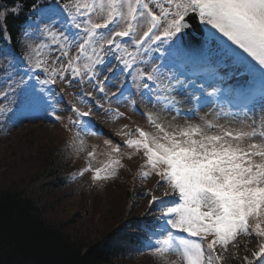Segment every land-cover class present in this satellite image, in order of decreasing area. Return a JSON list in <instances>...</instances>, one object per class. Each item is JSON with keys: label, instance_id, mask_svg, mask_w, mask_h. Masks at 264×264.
I'll list each match as a JSON object with an SVG mask.
<instances>
[{"label": "snow or ice", "instance_id": "1", "mask_svg": "<svg viewBox=\"0 0 264 264\" xmlns=\"http://www.w3.org/2000/svg\"><path fill=\"white\" fill-rule=\"evenodd\" d=\"M21 15L24 21L14 37L8 18ZM81 17L86 19L81 22ZM70 28L83 35L70 37ZM36 33L50 38L59 55H51L47 43H30ZM0 42V64L7 62L5 70L17 63L15 46L21 48L20 59L26 65L18 79L8 75L0 83V96L5 100L11 96L9 109L0 113L9 111L15 117L12 123L21 126L32 116L60 119L51 89L58 81H67L70 87L73 82L77 87L91 84L106 97L97 66L106 63L104 56L109 53L124 69L149 63L143 55L151 52L167 55L170 63L162 60L150 71L137 68L134 77L140 80L138 87L154 95L153 108H160L142 114L154 131L137 126L134 131L117 132L132 150L129 159L143 154L142 168L148 170L139 173L140 179L154 174L159 178L157 187H165L163 197L174 194L173 199L146 194L149 207L156 205L159 224L142 225L155 237L145 249L157 264H168L170 256L177 257L179 264H223L229 245L239 247L237 238L245 236L257 241V250L251 253L253 259L245 256L243 264H254V260L264 264V0H34L27 12L23 0H16L14 6L0 9ZM73 46L78 50L75 56L70 55ZM177 64L194 75L195 70L212 67L215 71L221 66L228 71L219 79H225L229 71L234 80L241 77L243 84L230 91L245 117L256 107L261 109L259 124L254 118L246 123L222 107L212 120L201 117V122H195L182 116L177 95L191 93L192 111H199L218 99L220 89L177 72ZM115 78L113 74L104 80ZM123 95L121 91L117 103ZM85 96L92 93L81 92L79 99L88 103ZM97 107L103 105L98 102ZM71 112L75 113V119L69 117L76 129L73 143L89 161L78 175L91 172L94 182L115 177L124 167L122 145L105 140V160L93 167L97 149L89 151L82 138V133L100 134L84 120L93 115L92 109L82 111L73 105ZM106 112L115 119L124 116L111 107ZM163 112L175 114L168 119ZM221 114L227 123L219 122ZM140 252L144 254L143 249Z\"/></svg>", "mask_w": 264, "mask_h": 264}, {"label": "trees", "instance_id": "2", "mask_svg": "<svg viewBox=\"0 0 264 264\" xmlns=\"http://www.w3.org/2000/svg\"><path fill=\"white\" fill-rule=\"evenodd\" d=\"M32 2L23 0L25 8ZM15 3L16 0H0V7ZM21 17L8 18L12 34ZM41 154V159L32 157L40 165H30V170L39 169L25 188L0 191V264H115L117 255L121 257L123 252L121 245L132 241L109 229L88 243L48 218L42 195L61 191L65 186L60 174L62 166L58 165L61 155L48 150ZM38 184L41 185L37 187ZM31 186L37 191H32Z\"/></svg>", "mask_w": 264, "mask_h": 264}, {"label": "rangeland", "instance_id": "3", "mask_svg": "<svg viewBox=\"0 0 264 264\" xmlns=\"http://www.w3.org/2000/svg\"><path fill=\"white\" fill-rule=\"evenodd\" d=\"M5 104L6 101L3 100V107ZM55 107H57L56 104ZM257 114L256 117L259 120L261 110ZM170 118L171 116H169ZM14 119V115L8 111L2 116L0 122V191L25 188L31 176L35 175L39 169L34 167L30 170V165H40L37 163L38 160L35 161L32 157L36 156L37 159H41V153H45L47 150L48 153L56 150L65 136H68L64 133L63 124L58 125L48 117H28L24 119L22 126L19 122L14 125L12 123ZM60 120L62 123L63 117ZM208 120H212V118H208ZM180 122H183L182 119ZM107 127L110 128V126ZM118 129H122L119 124ZM85 144L89 151L94 147L91 144L88 145L87 142ZM80 157L88 160L85 152H81ZM30 160H34L33 163H29ZM103 160L105 157H100L97 150V157L94 161L100 165V161ZM40 185L38 184L37 187ZM31 189L37 191L32 186ZM122 189L123 187L119 183H115L89 197L81 195L69 197L68 194H71L73 189H65L58 192H47L42 195V198L50 220L56 224L64 225L70 234L78 235L83 241L90 243L99 238L101 234H105L109 228H115L116 222L121 218L122 213H125L126 203L124 205L121 194L122 191L124 193V190ZM110 216L113 218L109 222L104 220ZM112 220L113 224L111 225ZM239 243V247H235L233 255L237 258L238 264H243V258L248 257L250 250L256 248L257 241L249 237H242ZM245 246L247 250H245ZM173 262L178 264L173 258L168 257V264H173ZM135 264L152 263L143 259Z\"/></svg>", "mask_w": 264, "mask_h": 264}]
</instances>
